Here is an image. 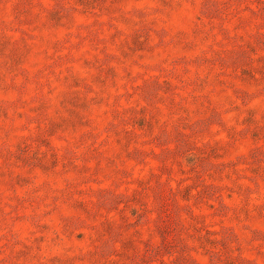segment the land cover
Here are the masks:
<instances>
[{
    "label": "rangeland",
    "instance_id": "obj_1",
    "mask_svg": "<svg viewBox=\"0 0 264 264\" xmlns=\"http://www.w3.org/2000/svg\"><path fill=\"white\" fill-rule=\"evenodd\" d=\"M0 264H264V0H0Z\"/></svg>",
    "mask_w": 264,
    "mask_h": 264
}]
</instances>
